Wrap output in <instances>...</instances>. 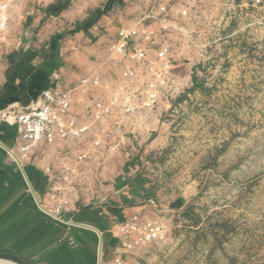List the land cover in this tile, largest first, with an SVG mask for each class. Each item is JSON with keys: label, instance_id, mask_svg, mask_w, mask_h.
Wrapping results in <instances>:
<instances>
[{"label": "rangeland", "instance_id": "rangeland-1", "mask_svg": "<svg viewBox=\"0 0 264 264\" xmlns=\"http://www.w3.org/2000/svg\"><path fill=\"white\" fill-rule=\"evenodd\" d=\"M56 1L15 0L0 33V77L13 57L39 53L57 35L82 76L90 70L77 62L109 58L119 29L142 15L164 8L171 26L145 43L151 54L166 48L172 63L176 87L159 109L114 117L72 156L35 157L75 172L78 208L123 169L141 178L145 219L165 238L103 264H264V0H70L47 17ZM98 8L106 14L91 36L71 34Z\"/></svg>", "mask_w": 264, "mask_h": 264}, {"label": "built area", "instance_id": "built-area-1", "mask_svg": "<svg viewBox=\"0 0 264 264\" xmlns=\"http://www.w3.org/2000/svg\"><path fill=\"white\" fill-rule=\"evenodd\" d=\"M14 2H0V33L9 29ZM164 13L162 8L144 14L120 28L110 44V57L92 61L90 71L79 79L68 80L58 72L53 73L50 87L28 107L12 105L0 111V126L6 124L16 130L15 145L6 155L18 169L23 170L38 154L61 152L72 156L71 151L100 135L114 117L151 113L168 100L176 87L168 50L162 48L151 54L145 46L146 41L155 42L159 31L171 29ZM44 172L48 194L46 202L38 205L50 219L66 223L64 214L78 204L74 196L75 172L68 168H47ZM44 205L55 217L42 209ZM112 228L113 235L123 240L124 252L165 238L160 223L146 221L145 214Z\"/></svg>", "mask_w": 264, "mask_h": 264}, {"label": "crops", "instance_id": "crops-1", "mask_svg": "<svg viewBox=\"0 0 264 264\" xmlns=\"http://www.w3.org/2000/svg\"><path fill=\"white\" fill-rule=\"evenodd\" d=\"M48 49L44 46L39 53L15 56L7 63L0 77V111L12 105L28 107L50 87L53 73L68 80L80 77L67 66L64 47L58 46L54 66L47 63ZM77 63L86 70L92 68L91 61ZM15 138L14 127L0 126V260L15 264H101L120 253L123 240L113 235L112 226L146 210L147 198L136 171L123 169L122 176L97 192L94 203L85 208L73 206L64 214L66 223H58L38 205L46 202L48 194L47 165H39L34 158L23 170L18 169L6 155ZM42 209L51 215L47 205Z\"/></svg>", "mask_w": 264, "mask_h": 264}, {"label": "trees", "instance_id": "trees-1", "mask_svg": "<svg viewBox=\"0 0 264 264\" xmlns=\"http://www.w3.org/2000/svg\"><path fill=\"white\" fill-rule=\"evenodd\" d=\"M69 3L70 0H58L55 3L49 4V6L44 11L45 15L47 17H57L60 13L66 10ZM105 14H106V9L103 8H98L92 11L88 15V17H86L84 20H78L75 22L74 29L71 31V34L84 32L86 35L91 36L90 30L102 20ZM61 38L62 35H57L56 37H54V39H52V42L48 49L49 58L47 59V63L49 64H51L52 62L56 63L55 61H57L58 59V46ZM52 65L54 66L55 64L52 63ZM138 180L140 186L142 187L141 178L139 177Z\"/></svg>", "mask_w": 264, "mask_h": 264}, {"label": "bare ground", "instance_id": "bare-ground-1", "mask_svg": "<svg viewBox=\"0 0 264 264\" xmlns=\"http://www.w3.org/2000/svg\"><path fill=\"white\" fill-rule=\"evenodd\" d=\"M157 120L155 119L154 122H153V126H155L157 124ZM150 126V125H149ZM151 127V126H150ZM146 128V127H145ZM51 215H53L55 217V214L53 212H51ZM0 264H15V263H12V262H8V261H3V260H0Z\"/></svg>", "mask_w": 264, "mask_h": 264}, {"label": "water", "instance_id": "water-1", "mask_svg": "<svg viewBox=\"0 0 264 264\" xmlns=\"http://www.w3.org/2000/svg\"><path fill=\"white\" fill-rule=\"evenodd\" d=\"M5 260H7V259H5Z\"/></svg>", "mask_w": 264, "mask_h": 264}]
</instances>
